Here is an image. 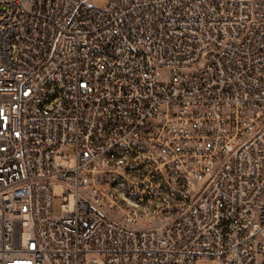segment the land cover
Listing matches in <instances>:
<instances>
[{"label": "built area", "instance_id": "2783aa9c", "mask_svg": "<svg viewBox=\"0 0 264 264\" xmlns=\"http://www.w3.org/2000/svg\"><path fill=\"white\" fill-rule=\"evenodd\" d=\"M201 260L264 264V0H0V264Z\"/></svg>", "mask_w": 264, "mask_h": 264}, {"label": "rangeland", "instance_id": "374dc122", "mask_svg": "<svg viewBox=\"0 0 264 264\" xmlns=\"http://www.w3.org/2000/svg\"><path fill=\"white\" fill-rule=\"evenodd\" d=\"M92 4H94L97 7L103 8L105 6V0H90ZM65 155L72 156L74 154V148L67 147L65 148L64 152ZM55 212H59L58 205H56ZM197 264H214L213 261L210 260H201Z\"/></svg>", "mask_w": 264, "mask_h": 264}]
</instances>
